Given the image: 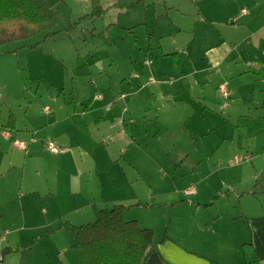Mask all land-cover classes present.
<instances>
[{
	"label": "rangeland",
	"instance_id": "1",
	"mask_svg": "<svg viewBox=\"0 0 264 264\" xmlns=\"http://www.w3.org/2000/svg\"><path fill=\"white\" fill-rule=\"evenodd\" d=\"M49 3L56 15L55 35L43 32L0 45V245L35 240L29 261L41 262L46 256L58 258L55 240L65 249L60 254L78 264L69 231L59 226L92 222L113 203L140 200L142 206L129 212L155 235L170 236L185 227L198 232L202 225L189 218L194 211L183 200L209 198L224 189L229 196L221 197L223 206L240 215L246 197L233 193L246 184L255 191V183L264 181L263 168L257 178L242 160L249 157L245 147L264 150V73H259L264 67V0ZM200 9L213 18L207 28L197 21ZM205 29L212 43L221 32L236 47L210 67V80L194 71L204 65ZM178 58L181 93L170 101L157 98L156 108L146 111L135 90L162 91L156 71L178 75ZM187 69L194 73L188 75ZM97 93L116 100V118L97 109L82 112ZM10 114L14 121L8 125ZM11 141H23L27 148ZM48 141L58 152L46 149ZM254 156L258 167L264 166ZM22 180L24 190L34 187L38 193L18 194ZM255 194L264 207V192ZM242 219L235 218L239 227ZM215 224L229 233L238 229ZM211 228L202 226L206 232ZM10 262L17 264L18 255L9 256Z\"/></svg>",
	"mask_w": 264,
	"mask_h": 264
},
{
	"label": "crops",
	"instance_id": "2",
	"mask_svg": "<svg viewBox=\"0 0 264 264\" xmlns=\"http://www.w3.org/2000/svg\"><path fill=\"white\" fill-rule=\"evenodd\" d=\"M202 12L204 11H202L201 9L199 12H197V14L199 15L197 17V21L201 22L207 28L209 27L210 23H212L213 18L210 17V15H206L205 12L204 13ZM250 33H253V31L251 30ZM218 34L220 35L219 39L215 43H212L211 40H209L211 38L209 32L206 29L203 31L204 36L201 39L202 42H201L200 54L202 55L201 59L202 62H204V65L201 69L194 70L196 71L197 74H200L201 79L203 78L202 76V72H203L205 74L204 78L210 80L207 74L209 72L210 67H214L217 64L225 61L236 48L235 46L229 44L227 40H225V37L222 35L221 32H219ZM193 38L195 37L193 36ZM189 55L190 53H186V57H189ZM179 62H182L180 58H178V60L177 59L175 60V66L178 75L170 74L167 71H162V70L156 71V73L160 76V80L158 81L157 85L158 88H160V85H163L162 91H158L157 93H155L151 90H148V92H146L147 90L144 89L142 91L146 93L145 95H142L141 90L139 91L135 90V96L137 100L141 102L143 109H145L146 111H151V109L153 110L154 108H156L155 101L157 100V98H159L160 100L170 101L175 98L176 94L181 93L184 83L181 78L182 70L179 68L180 67ZM100 63L101 62H98L99 65ZM187 70L190 71L187 73L188 75L192 74L193 71L189 69ZM259 73H264L263 66L262 69L259 71ZM205 82L206 81L201 80V83H205ZM92 100H94V102ZM115 101L116 100L112 98H108L100 93H97L95 94L93 99L87 100L86 104L83 107L82 112H91L94 109H97V112H101V111H103L104 113L106 112L105 114L110 116L109 118H116L114 115L119 110L116 106L117 102ZM124 106L125 104L122 106V110ZM158 110L159 107L157 108V111ZM122 113L125 112H121V114ZM156 117H158V115ZM99 118H101V116H99ZM5 137H8V133L3 134V138ZM13 142L14 141H11V144L17 147ZM23 144L26 147V144L24 142ZM132 144L133 145L136 144L134 139ZM18 148L23 149V147H18ZM242 148H244V146ZM251 148L252 147L249 146L248 149L246 147L242 149L249 154V157L245 156V158L242 160L243 161L247 160L250 163L251 167H253V169L255 170L254 176L255 177L257 176L258 178L257 172L259 169L262 168H263L262 171L264 172V166L258 167V164L255 162L256 157L254 155L258 154L259 157L257 159L261 163L264 161V150L261 151L258 150V152H255L254 150H256V148H253L252 151L251 150L249 151V149ZM237 161L233 162V164H235ZM255 184L259 185L258 187H256L258 191L256 189L254 191V189H251L250 184H246L244 185V188H242L239 191V193L237 192L233 193L237 197H239L240 194H245L246 197L244 198L246 200L247 205H243V206L241 205L239 208L238 206L237 207L233 206L234 208H238L240 210L241 212L240 215H235V216L231 215L232 213L229 211V207L223 206L224 202L223 200H220L221 197L229 196L226 193L228 189L226 190L224 189V191H220L215 194L213 193L209 198H205V199L198 198L195 201L183 200V205L194 211L193 215H191V217L189 218L194 220H196L197 218V220L201 223L202 226L212 224V228L210 229L209 232H206L202 229L201 226L199 227V230L197 232L194 231L193 229H188L185 227L182 228V230H180L179 233H173V235L170 236H167L166 233L165 232L163 233L162 231L156 233V235L154 233L155 241L147 248L141 264H264V207L260 199H258L257 195L255 194L256 192L259 191L264 192V181L261 179ZM23 185L24 182L22 180L21 185L19 186L18 194H21V192L24 190ZM223 187H225V185H223ZM231 187L233 191L236 190L233 187V185ZM24 191L32 192V194L38 193V191L34 187H26ZM193 193H195V189ZM185 194L191 195V193H186V192ZM197 194L198 192H196L195 195ZM219 201H221L220 205L218 204ZM136 202H140V205H132V206L135 207L142 206L140 200L130 202L129 205L134 204ZM120 203L127 205L126 203H122V202ZM205 205H210V206L204 207L205 214L199 215L198 217V213L201 207ZM129 211H130L129 209H127V211L125 210L123 215L125 216L124 218L135 219L133 215L130 214ZM236 216H241V218H243L242 219L243 222L242 224H240V227L238 226V224H236L237 222H235ZM247 219L248 222L246 223ZM258 221H261V223L258 224L257 223ZM218 222H223L224 225L229 228L231 227V225H235L238 227V229L232 230L230 228V233H229L227 229L220 227L219 224H215ZM151 229L153 230V228ZM34 242L36 241L32 240L30 243H28L31 245L29 246L28 250L23 252V254L21 253V251L24 248V246L27 244L26 243L22 244L21 241H17L14 245H11L10 242L8 245L5 246L0 245V251L4 247H9L10 249L18 248V250L16 251L12 250L9 253H6L3 256V263L6 264V260L9 256L17 254L18 255L17 264H22V263L71 264L69 257L60 254L62 250L64 251L65 249L64 247L63 249H61V247L57 244L55 240L53 242L52 247L55 250L54 253H56L58 257L57 259L51 260L48 256H46V259L42 260L41 262L34 261V258L33 261H29V254L34 247L35 244ZM244 247L246 248V250ZM239 251H242V254H240V256L238 257L237 253ZM8 264H12V262ZM102 264H107V263H102Z\"/></svg>",
	"mask_w": 264,
	"mask_h": 264
},
{
	"label": "trees",
	"instance_id": "3",
	"mask_svg": "<svg viewBox=\"0 0 264 264\" xmlns=\"http://www.w3.org/2000/svg\"><path fill=\"white\" fill-rule=\"evenodd\" d=\"M98 9L101 10L100 7ZM55 24L56 15L49 0H0V45L43 32L45 37L53 36ZM11 117L12 114L8 125L14 121ZM132 205H140V202L131 205L116 203L110 208H101L92 222L80 225L63 222L59 226L69 231L71 247L79 264H141L155 237L151 228L140 226L135 219L124 218L123 212ZM30 245H25L21 253ZM12 250L18 248H2L1 261Z\"/></svg>",
	"mask_w": 264,
	"mask_h": 264
},
{
	"label": "built area",
	"instance_id": "4",
	"mask_svg": "<svg viewBox=\"0 0 264 264\" xmlns=\"http://www.w3.org/2000/svg\"><path fill=\"white\" fill-rule=\"evenodd\" d=\"M220 90L222 91V93L224 94V95H228V92H227V90H226V88H225V86L223 85V84H221L220 85ZM17 147H25V145L23 144V142H18V141H14L13 142ZM46 149L47 150H49L50 152H54V153H56V152H58V148L56 147V145L53 143V142H51V141H48L47 142V144H46ZM238 159V158H237ZM192 191V189H188L186 192H191ZM0 264H3L2 263V261H1V259H0Z\"/></svg>",
	"mask_w": 264,
	"mask_h": 264
}]
</instances>
